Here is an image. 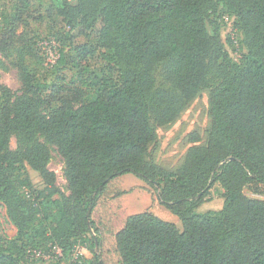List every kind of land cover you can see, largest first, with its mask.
Returning <instances> with one entry per match:
<instances>
[{
  "label": "trees",
  "instance_id": "1",
  "mask_svg": "<svg viewBox=\"0 0 264 264\" xmlns=\"http://www.w3.org/2000/svg\"><path fill=\"white\" fill-rule=\"evenodd\" d=\"M16 1L22 7L23 0ZM218 5L235 18L245 47L240 63L231 59L219 26L214 23L211 32L206 26ZM51 13L69 29L100 23L96 45L77 54L84 61L101 50L106 69L92 84L83 83L95 89L92 100L53 98L57 104L49 114L34 108L32 98L40 99L47 84L36 81L25 63L16 64L21 94L0 88V201L18 228L17 239L31 229L34 239L50 240L48 249H29L48 252L47 264H60L94 228L92 257L69 264H105L91 214L107 183L131 173L182 227L148 211L129 215L115 234L121 264H264V199L243 191L264 187V0H59ZM17 37L12 30L0 40V51ZM202 88L209 89L206 142L190 133L182 163L166 169L150 155L156 126L177 118ZM33 131L62 157L69 191L53 200L58 217L44 212L34 228L22 191L37 199L58 191L43 144L10 149L13 137ZM24 160L44 189L21 176ZM216 183L224 190L222 208L195 213ZM15 240L0 236V264L20 263L24 245Z\"/></svg>",
  "mask_w": 264,
  "mask_h": 264
},
{
  "label": "rangeland",
  "instance_id": "2",
  "mask_svg": "<svg viewBox=\"0 0 264 264\" xmlns=\"http://www.w3.org/2000/svg\"><path fill=\"white\" fill-rule=\"evenodd\" d=\"M22 3L21 7L16 0H0V40L7 39L12 30L18 36L13 47H7L4 52L0 51V88L5 87L11 92L17 91L21 94L19 70L16 64L22 62L36 81L47 84L40 99L32 98L36 111L49 114L52 107L57 104L53 98L65 97L72 100L77 98L78 103L92 100L95 97V89L92 85L91 88H87L83 83L92 84L96 81V77L103 76L106 68L101 56L102 51L98 50L94 56L87 57L84 61L77 53L83 46L96 45V31L100 23L78 24L74 29H69L59 16L51 13V8L58 4L59 0H23ZM234 20L233 16L218 5L216 11L209 12L206 17V26L210 32L214 23L219 26L221 39L231 59L240 63L245 47L240 32L234 27ZM61 55L62 63L59 62ZM159 70L156 72V78L158 83H161ZM0 93L3 95L5 91ZM210 121L209 89L202 88L177 118L166 125L156 126V141L149 148L151 158L166 169H176L191 145L188 135L196 132L200 136L199 144L205 143ZM35 142L46 147L47 168L55 174V188L58 193L51 198L37 199L28 191H22L25 213L30 218V225L33 228L42 219L44 212L57 218L59 213L53 200L60 198L61 193L69 194L64 177V161L56 148L42 135L33 131L20 137H13L10 149L27 151ZM21 174L28 176L36 190L46 187L39 173L25 160L22 162ZM13 183L17 187L15 179ZM261 190L255 193L251 186H245L243 189L249 197L264 199V187ZM223 191V188L216 183L211 188L209 197L195 209V213L220 210L224 201ZM144 211L173 222L180 229L182 227L180 219L159 203L154 190L142 179L131 173H125L107 183L91 214L100 240V248L96 250L105 264H121L115 244V234L123 227L129 215ZM17 231V226L8 215L7 205L0 201V236L7 240L15 238V242L24 245L19 264H47L50 259L48 252L43 251L46 257L37 259L32 257L28 250L36 246L48 249L51 241L46 238L34 239L31 229H25L22 238L17 239ZM94 233V228L89 229L83 238L84 242L75 247L77 253H74L75 249L69 254L67 252L64 261L60 264H69L72 260H78L79 256L90 259L92 257L89 249L90 238Z\"/></svg>",
  "mask_w": 264,
  "mask_h": 264
},
{
  "label": "built area",
  "instance_id": "3",
  "mask_svg": "<svg viewBox=\"0 0 264 264\" xmlns=\"http://www.w3.org/2000/svg\"><path fill=\"white\" fill-rule=\"evenodd\" d=\"M76 247H77V246H76ZM54 252H55L56 254H60V249H59V248H55ZM75 252L77 253L76 248H75L74 253H75ZM28 253H29L32 257H34V258H43V257H46L45 253H44L43 251L39 250V249L28 250ZM76 255H78V254H76ZM49 257H50V255H49Z\"/></svg>",
  "mask_w": 264,
  "mask_h": 264
}]
</instances>
